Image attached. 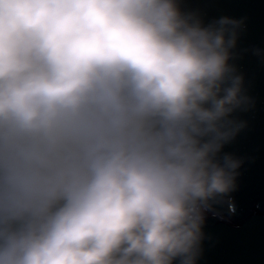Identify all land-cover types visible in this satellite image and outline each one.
I'll return each instance as SVG.
<instances>
[{"label":"clouds","instance_id":"9594fccd","mask_svg":"<svg viewBox=\"0 0 264 264\" xmlns=\"http://www.w3.org/2000/svg\"><path fill=\"white\" fill-rule=\"evenodd\" d=\"M242 23L181 0H0V264H196L243 162L224 151L253 104L230 62Z\"/></svg>","mask_w":264,"mask_h":264},{"label":"water","instance_id":"95a60500","mask_svg":"<svg viewBox=\"0 0 264 264\" xmlns=\"http://www.w3.org/2000/svg\"><path fill=\"white\" fill-rule=\"evenodd\" d=\"M181 5L206 23L223 16L243 20L235 26L230 62L253 101L234 113L244 125L224 151L243 161L237 187L228 194L231 199L209 209L196 264H264V0H181Z\"/></svg>","mask_w":264,"mask_h":264}]
</instances>
